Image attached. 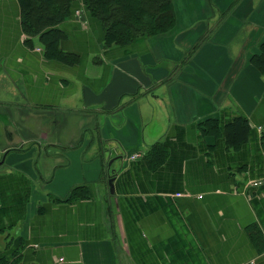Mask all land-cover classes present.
Here are the masks:
<instances>
[{
	"label": "crops",
	"instance_id": "0c3cea01",
	"mask_svg": "<svg viewBox=\"0 0 264 264\" xmlns=\"http://www.w3.org/2000/svg\"><path fill=\"white\" fill-rule=\"evenodd\" d=\"M173 1L107 46L0 0V264H264V0Z\"/></svg>",
	"mask_w": 264,
	"mask_h": 264
},
{
	"label": "trees",
	"instance_id": "16d2710c",
	"mask_svg": "<svg viewBox=\"0 0 264 264\" xmlns=\"http://www.w3.org/2000/svg\"><path fill=\"white\" fill-rule=\"evenodd\" d=\"M36 18L49 19L53 15L61 21L70 15L74 0H40ZM91 13L98 18L105 30L106 45H124L137 38L151 37L170 31L176 24L173 0H86ZM52 13V14H50ZM26 20L32 21L29 12ZM53 19V18H51ZM59 31V30H57ZM56 49L60 39L45 40ZM56 46V48H55ZM63 52V51H62ZM74 60L75 56L64 54ZM253 62L264 73V43L261 51L253 56ZM248 124V120H244Z\"/></svg>",
	"mask_w": 264,
	"mask_h": 264
},
{
	"label": "water",
	"instance_id": "95a60500",
	"mask_svg": "<svg viewBox=\"0 0 264 264\" xmlns=\"http://www.w3.org/2000/svg\"><path fill=\"white\" fill-rule=\"evenodd\" d=\"M6 152H8V150ZM6 152H4V153H6ZM5 157H6V154L3 155V158L0 160V164L4 162ZM108 182H109V186H110L111 192L113 193L114 189H115V187H114V177H110Z\"/></svg>",
	"mask_w": 264,
	"mask_h": 264
},
{
	"label": "rangeland",
	"instance_id": "374dc122",
	"mask_svg": "<svg viewBox=\"0 0 264 264\" xmlns=\"http://www.w3.org/2000/svg\"><path fill=\"white\" fill-rule=\"evenodd\" d=\"M30 125L33 127L34 123H30ZM26 134H27L28 137H34L33 134H35V133L32 130H28ZM0 143H1V147L5 146V144H4V146L2 145L3 141L0 140ZM0 151H2V150H0Z\"/></svg>",
	"mask_w": 264,
	"mask_h": 264
},
{
	"label": "built area",
	"instance_id": "2783aa9c",
	"mask_svg": "<svg viewBox=\"0 0 264 264\" xmlns=\"http://www.w3.org/2000/svg\"><path fill=\"white\" fill-rule=\"evenodd\" d=\"M132 156V158H136V157H138L139 155L138 154H135V155H131ZM259 182H257V184H258ZM178 196L180 195V193L179 194H177ZM200 198H201V196H200Z\"/></svg>",
	"mask_w": 264,
	"mask_h": 264
},
{
	"label": "flooded vegetation",
	"instance_id": "af4514ba",
	"mask_svg": "<svg viewBox=\"0 0 264 264\" xmlns=\"http://www.w3.org/2000/svg\"><path fill=\"white\" fill-rule=\"evenodd\" d=\"M1 158H3V155L1 156Z\"/></svg>",
	"mask_w": 264,
	"mask_h": 264
}]
</instances>
